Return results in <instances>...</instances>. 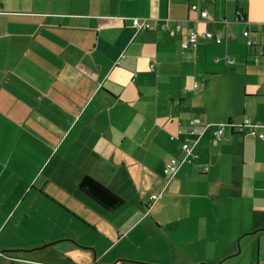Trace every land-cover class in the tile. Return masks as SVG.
Masks as SVG:
<instances>
[{"label":"crops","instance_id":"1","mask_svg":"<svg viewBox=\"0 0 264 264\" xmlns=\"http://www.w3.org/2000/svg\"><path fill=\"white\" fill-rule=\"evenodd\" d=\"M194 3L208 10L207 19ZM134 18L156 27L139 28ZM246 29L262 38L264 0H0V192L21 187L24 199L35 186L30 169L17 170L24 161L46 172L44 188L70 194L71 208L98 203L78 186L85 175L125 200L119 217L110 218L104 249L66 231L31 242L22 230L27 215L10 210L16 199L0 203V264L128 261L116 247L137 221L163 211L167 189L203 199L180 203L179 215L193 210L199 230L211 226L231 239L219 238V264H264V139L230 126L264 120V62L248 49ZM208 30L224 31L222 42L202 37ZM193 31L198 46L183 49ZM186 138L193 160L168 180L164 167L185 156ZM231 166L230 176L220 174ZM145 187L157 194L143 200ZM129 190L137 200L125 209ZM130 209L141 216L128 217ZM173 246L155 253L168 257Z\"/></svg>","mask_w":264,"mask_h":264},{"label":"rangeland","instance_id":"2","mask_svg":"<svg viewBox=\"0 0 264 264\" xmlns=\"http://www.w3.org/2000/svg\"><path fill=\"white\" fill-rule=\"evenodd\" d=\"M19 147L24 150L27 146L22 145ZM25 155L31 156L28 153H25ZM36 168L37 166L34 162L25 164L23 161L17 166V170L20 173H22L23 170L26 171L30 169L32 181L35 185L33 188H28L30 192L24 199L22 196L26 195L24 193L25 189L22 190L21 187L16 188L15 192H0V203H5L6 201L11 202L12 199L15 198L16 201L14 206L16 207L13 209V206H10V210L13 212L16 211L18 216L23 215L22 217H25L27 215V218L25 220L23 219L22 230L25 234L32 237L31 242H36L42 237H48L50 235H62V233L66 231L69 235H76L73 238L81 242L88 243L96 248L104 249L103 247L107 244L105 239L111 234L108 230L114 227V223L110 218H118L121 210L124 209L106 210L98 203L88 204L86 202H80L79 208L74 209L73 206L71 208V205L65 202L70 194L61 195L59 194L60 189L52 186L44 188V176L46 172L42 173L40 167L36 171ZM239 170V173L249 172L248 169ZM232 172L234 171L231 166V169L228 168L220 174L230 176ZM202 176H207V174ZM164 181L167 182L166 178ZM12 188L13 187H11V189ZM143 189H145V192L142 194V196H144L143 200L148 199L150 195L154 196V194H157L156 192H152L153 190L147 191L146 187ZM21 190L22 192L20 193ZM130 191L131 190L123 192L126 203L122 208L126 209L128 206L132 205L133 201L137 200L134 198V194H130ZM161 193L164 198L163 201L167 202L163 211L159 212L160 214L164 212V215L160 216L158 212L153 215V213L151 214L149 212L150 215L148 217L141 218L131 227L129 232L122 236L121 239H125L116 247L115 251L124 249L126 250V252L124 251L125 254L130 258L128 257L125 259L128 261H122L121 264H161V262L167 258L168 264H210L214 262L219 264V240L229 241L231 239L229 237H223V234H219V230H215L216 227L213 232L211 231V226L205 228V232L204 227L203 231H201L202 227L199 230L200 221H195V219L199 220V215L197 213L194 214L195 211L193 210L188 214L184 213L179 215V213L182 212L180 203L189 200L200 201L203 199L196 197L192 199L183 195L180 196L178 193L169 192L168 189L167 191L163 190ZM57 197L60 198L58 199ZM72 200L74 201L75 198ZM62 201L64 202L63 204ZM78 203L79 200H75L77 206ZM224 203L225 201L222 200V204ZM232 210L235 212V209ZM206 211L208 217L209 214L214 216L213 209ZM145 212H147V208ZM203 213L204 212H202V215ZM238 213L239 216H241L242 210L240 208L238 209ZM104 214L110 215L105 216ZM140 214V209H130L126 215L130 218H139L141 216ZM41 215H43L42 220H40ZM92 221L98 222L100 228H94V226H92ZM44 224L45 226H43ZM186 227L192 228L191 234H185L183 228ZM199 232H202V235ZM120 240H118L117 243ZM15 241H21V239L16 238ZM73 242L81 246L78 252L84 253L86 249L82 247L86 246L81 244V242H76V240ZM172 245H174V250L167 255L168 257L163 258L161 254L158 256V253H155L156 250H162L165 247H169L170 249ZM238 247L239 250H241V246L239 245ZM145 256L147 259H152V261L157 262L141 261L143 263H140V257L144 258ZM137 257H139V259L136 260ZM7 258L10 259L11 257Z\"/></svg>","mask_w":264,"mask_h":264},{"label":"built area","instance_id":"3","mask_svg":"<svg viewBox=\"0 0 264 264\" xmlns=\"http://www.w3.org/2000/svg\"><path fill=\"white\" fill-rule=\"evenodd\" d=\"M191 9L197 13H199L201 19H207L209 17V12L206 8L202 7L198 3H194L191 5ZM135 26L139 28H145L152 30L156 27L154 22L149 21L146 18H134ZM163 29H168L167 24H163L161 26ZM179 26L177 28H172L170 29L171 34H175L176 31H178ZM262 38H258L256 36H253L251 30L246 29L243 31V35L247 39V46L248 49L260 58H263L264 62V31L261 33ZM225 36L224 31L220 32H212V31H206L202 34V37L208 39V40H214L217 43L222 42L223 37ZM199 42V34L196 31L191 32L186 39L183 40L182 42V48L183 49H194L198 46ZM200 120H194L192 121V124L199 123ZM210 124H207L209 126ZM233 128H236L239 131H243L244 129H247L248 133L259 137L260 139H264V120H256L253 121L250 118H246L244 120V123L241 125H236V124H230ZM224 125L220 124L218 125V129L214 132L216 136H221L223 134V129ZM182 151H184L185 156L182 159H179L177 157H172L167 164L164 167V175L165 177L170 180L172 176L175 175L177 172L179 165L183 162H192L193 160V145H191L190 140L186 138L183 142L182 145ZM154 198V197H153Z\"/></svg>","mask_w":264,"mask_h":264},{"label":"trees","instance_id":"4","mask_svg":"<svg viewBox=\"0 0 264 264\" xmlns=\"http://www.w3.org/2000/svg\"><path fill=\"white\" fill-rule=\"evenodd\" d=\"M78 186L105 209H117L125 202L121 195L91 175H85Z\"/></svg>","mask_w":264,"mask_h":264}]
</instances>
